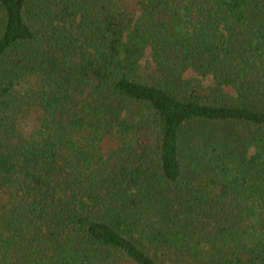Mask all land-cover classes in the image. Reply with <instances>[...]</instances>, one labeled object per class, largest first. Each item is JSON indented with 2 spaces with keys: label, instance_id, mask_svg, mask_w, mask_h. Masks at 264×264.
<instances>
[{
  "label": "trees",
  "instance_id": "16d2710c",
  "mask_svg": "<svg viewBox=\"0 0 264 264\" xmlns=\"http://www.w3.org/2000/svg\"><path fill=\"white\" fill-rule=\"evenodd\" d=\"M0 264H264V0H0Z\"/></svg>",
  "mask_w": 264,
  "mask_h": 264
},
{
  "label": "rangeland",
  "instance_id": "374dc122",
  "mask_svg": "<svg viewBox=\"0 0 264 264\" xmlns=\"http://www.w3.org/2000/svg\"><path fill=\"white\" fill-rule=\"evenodd\" d=\"M189 74L191 75V74H192V72H191V71H189ZM228 90H229V91H231V88H228Z\"/></svg>",
  "mask_w": 264,
  "mask_h": 264
}]
</instances>
